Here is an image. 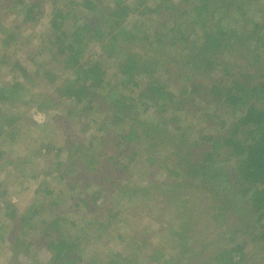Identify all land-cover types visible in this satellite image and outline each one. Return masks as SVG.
Wrapping results in <instances>:
<instances>
[{
  "label": "trees",
  "instance_id": "1",
  "mask_svg": "<svg viewBox=\"0 0 264 264\" xmlns=\"http://www.w3.org/2000/svg\"><path fill=\"white\" fill-rule=\"evenodd\" d=\"M49 2H53V7L48 14ZM250 7L254 8L253 16L247 15ZM232 10L237 12L233 23L239 24V30L233 26L226 29L225 25L231 24ZM12 15L17 21L14 28L7 24ZM46 15H50L47 31L38 44L39 48L31 47L30 39L22 36ZM148 23L154 27L156 34L155 48L147 43L151 38L142 34ZM14 45L26 50L25 58L30 60V65L25 59L16 58ZM95 47L99 49L98 52L93 51ZM166 47L175 50L179 47V55H185L183 58L166 57L162 61L159 57H165ZM0 53V168L13 163L11 153L5 148L22 137L30 138L23 135L21 129L24 123H30L27 117L30 108L48 111L69 103L71 108L68 115L71 116L75 111L78 121L89 117L91 111L100 108L107 110L109 115L98 126V130L105 134L102 145H105L108 135H112L117 146L130 148L143 141L162 147L158 156L149 157L148 160H152V165L155 162L152 158L157 160L166 181H171L169 187L172 191L168 190L163 195L159 190L158 196L160 194L163 199L156 206L160 210L159 216L163 217L170 215L174 207L178 209L173 212V225L167 227L173 231L172 228H176L178 223L180 228L174 231L172 243L175 240L184 242L187 236L190 237V229L195 226L193 223H197L192 207L197 206L203 213V219H211L226 227L224 231L238 226L236 231L240 230L246 235L244 227H256L249 241L257 248L250 250L249 254L263 257L264 73L258 74L262 68L264 70L263 2L0 0ZM225 53L232 54L235 63L227 61L226 57L217 59V56ZM251 57L253 63H249ZM108 60L116 62L118 71L110 73ZM236 63L244 70L234 71ZM185 66H189L186 73ZM247 66L254 68L255 75L248 71ZM158 68H164L163 78L157 75ZM2 70L14 75L11 81L7 80L4 73L2 75ZM217 70L223 73V79L210 80L212 83L206 84L204 77H210ZM189 75H192V80L194 77L200 80L196 79L190 86L185 85L183 79ZM142 76L148 79L137 97L122 92V87H138V82H141L138 79ZM35 86H44L46 89L41 101L35 100L37 97L34 94L41 92ZM196 98L206 105H215L214 113L209 114L200 108ZM21 102L24 104L23 109L17 105ZM138 104L145 110L152 109L157 122L150 124L141 118ZM199 111L205 112L210 128L216 132L202 134L191 140L187 134L192 128V123L187 122L188 117ZM221 112L231 117L218 120ZM91 122L95 121L92 119ZM84 126L80 128L79 134L84 133ZM72 145H69L70 151L85 150L90 153L87 156L97 157L95 152L93 154L91 150H86L89 147L83 149V142ZM54 146L44 143L41 148L38 147L39 152L50 151ZM61 151L58 149L59 153ZM90 166H94L93 161ZM98 184L91 200L94 204L105 195L103 183ZM153 186L155 188L151 182L147 187L133 185L132 189L135 193H143ZM199 189H202L203 197L201 203H195ZM45 191L53 195L52 191ZM121 191L126 193L120 189L116 192ZM6 195V191L0 192V215L3 213L10 219L14 228L31 223L33 215H19L17 207L4 198ZM178 196V200L174 201ZM114 200L113 210L105 214L110 220L101 219L106 221H101V230L107 231V222L122 219L117 208L118 201ZM81 202L89 207L87 201ZM98 215L102 217V211ZM61 221L67 223L59 217L49 223L43 222L46 225L43 230V239L46 240L44 246L51 253L49 264H135L134 254H146L151 236V233L140 231L128 240L124 234H119L118 238L131 248L129 255L119 252L100 262H86L80 254L81 240L66 239L62 234L65 229H62L64 225ZM3 227L0 216V251L9 247L8 237L12 231L11 228L10 233L5 235L6 229ZM243 247L240 244L231 248L218 247L211 253L209 260L212 264H249V254L244 252ZM203 255L206 254L200 252L191 264H204ZM146 256L147 264H169L171 260L157 249ZM261 264H264V258Z\"/></svg>",
  "mask_w": 264,
  "mask_h": 264
},
{
  "label": "rangeland",
  "instance_id": "2",
  "mask_svg": "<svg viewBox=\"0 0 264 264\" xmlns=\"http://www.w3.org/2000/svg\"><path fill=\"white\" fill-rule=\"evenodd\" d=\"M153 1L150 0V2ZM174 1L178 2L181 0ZM242 1L238 0V2ZM259 1L264 3V0ZM52 7L53 2H49L47 4L48 14L52 10ZM253 9V7L247 9L248 16H253ZM236 15L237 12L233 10L230 12L232 19L229 22L231 24H224L226 29H230L232 26L238 27L239 24L233 23V20L237 17ZM48 16L46 15L38 25L24 32L22 37L30 39L31 47L39 48L43 34L47 31L50 15ZM254 16L260 21L258 16L255 14ZM148 22L150 23L151 20L148 19ZM18 23H20V19ZM149 23L147 28L143 29L142 34L148 35L151 38L147 43L150 47L155 48L156 34L154 27L149 26ZM7 24L11 28L16 26L17 21L14 15L8 18ZM133 31L135 30L133 29ZM14 48L16 49V58L25 59L27 65H30V60L25 58L26 50L19 45H14ZM93 51L98 52L99 49L95 47ZM124 51L128 52L125 49ZM180 52L181 49L179 47L176 50L172 47L171 49L166 47L164 49L165 57L159 58L162 61L166 60V57L183 58L185 53H182L180 56ZM221 57H226L225 59L227 61L235 63V58H233L234 56L232 54L225 53L217 56V59H221ZM249 63H253V57H251ZM108 64L111 74L112 72L118 71L114 60H108ZM188 69L189 66H185L184 72L186 73ZM234 69V71L244 70L237 63L234 65ZM247 69L255 75L256 71H254V68L250 69L248 67ZM157 70V75L163 78L164 68H158ZM260 72L264 73L263 68L258 74ZM1 73L2 75L4 73L8 81H11L14 76L6 70H2ZM222 75L223 73L217 70L210 77L205 76L204 80L209 85L212 83L210 80H222ZM190 78H192V75L183 79L185 85L190 86L191 82L196 81V79L200 80L197 77H194L193 80ZM256 78L259 79V77ZM147 79V76L140 77L138 81L141 82H138V87H122V92L137 97L140 89L144 88ZM203 83L205 82L203 81ZM34 88L39 89L41 92H37L38 95L37 93L34 94V97H37V99L33 97L32 99L43 100V95L46 93L45 87L35 86ZM196 103L209 114H213L215 111V105L213 104L206 105L198 98H196ZM17 105L20 109L24 107L23 102ZM70 108L69 103H65V105L52 108L48 111L39 110L38 107L30 108L27 111V117L30 123H24L21 126L23 135H28L30 138L22 137L16 140L14 144L10 143V146L5 148L11 153L10 158L13 157V163L5 166L6 168H0V184L2 185L0 192H7L4 198L17 207L19 215H33V220L26 226L16 225L14 228L13 224L12 226L10 224V219L1 213V225H4L3 229H6L5 235L10 233L11 228L12 231L8 237L9 247L0 251V264H49L51 261V253L44 246L46 240L43 239V230L46 225L43 222L49 223L58 217L65 219L69 223L67 224L61 221L65 226L62 228L63 230L65 229L63 231L64 233H62L63 236L68 240L73 239L77 242L81 240L82 250L80 254L86 262L90 260L100 262L119 252L129 255L131 248L129 249V245L126 246V243L122 242L118 238V235L124 234V238L129 240L140 231L151 233V236L146 246V254H134L135 264H147L146 260L148 257L146 255L153 254L154 249L163 252L167 259H171L169 264H191L200 252L206 254L203 255L204 264H212L209 260L210 255L218 247L231 248L240 244L244 246L243 249L246 254H249L250 250L252 251L257 248V245H252L249 241V239L253 238L256 227L253 229L244 227L243 230L247 232L246 235L241 233L242 231L240 230L236 231L238 226L224 231L226 227H222L220 224L218 225L217 222L211 219H203V213L197 206L192 207L194 211L192 213L196 215L195 220L197 223H193L195 226L190 229V237L187 236L185 241L183 240L184 242L175 240L172 243L174 231H178L180 228L178 223L176 228L171 227L173 231L171 229L168 230L167 227L173 225V222H171L173 212L178 209L174 207L170 215L166 214L163 217L159 216L158 213L160 210L157 207L158 202L163 199L160 194L158 196L159 190H161L160 193L163 195H166L168 190L172 191L169 187L170 180L168 181L167 179L166 181L165 173L159 170L157 160L152 158L155 161L154 165L151 163L152 160H148L149 157L158 156V153L162 151V147L143 141L133 144L130 148L120 145L117 146L112 135H108L104 143L105 145H102V139L103 137L105 138V134L98 130V126L109 115L107 110L100 108L94 112L91 111L89 117L87 116L85 117L86 119L84 118L78 121L75 111L71 116L68 115ZM79 110L81 111L82 109ZM138 111L141 118L151 122L150 124L157 122L152 109L145 110L143 106H139L138 104ZM204 111H199L196 115L192 114L188 117V124L192 123L190 125L192 130L189 128L190 131H187L188 137L191 140L202 134L216 132V130L210 128ZM35 112L45 115L46 121L41 124L36 122L33 118V113ZM221 113L217 117L218 120L231 117L228 113ZM92 119L96 123L91 122ZM84 122L89 123L90 126L84 124ZM32 123L35 126L33 125L31 127L30 125ZM84 125H86L84 133L79 134L80 128ZM198 130L200 131L196 132ZM69 134H71L70 138H68ZM79 142H83V149L85 146L87 148L89 147L86 150H91L93 154L95 152L94 155H97V157L87 156L89 152L85 150H69L71 147L69 145H72V143L74 145ZM44 143L54 144L55 146L50 151L45 152V150H42L39 152L38 147L41 148ZM58 149H62V151L59 153ZM131 155H133L132 158ZM160 155L162 156V154ZM130 160L132 161L130 162ZM91 161L94 162V166H90ZM151 167L156 168L153 169ZM91 168H94V171H91ZM100 182L104 185H102V189L105 195L99 198L96 204H94L91 200ZM151 182L154 183L155 188L153 186L151 190H145L146 192L142 193L138 191V193H135L132 189L133 185L147 187ZM46 189L52 191L53 195L47 194ZM119 189L126 191V193L122 191L120 193L116 192ZM201 193L202 189L196 192L195 203H201L200 200L203 197ZM2 197L1 200L4 203L5 201L3 202L4 199ZM178 198L179 196L174 201L178 200ZM114 199L118 201L117 208L119 213L122 214V219L121 221L107 222V225H109L107 231L101 230V221H105L101 219L104 217L106 221L110 220V218H107L108 215L106 216L105 214L113 210ZM82 200L87 201L89 207L85 206L81 202ZM77 205L79 206L76 207ZM100 211L103 213L102 217L98 215ZM214 240L216 241L215 244L212 243ZM260 246L261 244L258 245V247ZM258 256L260 255L249 254V260L251 262L249 264H261L264 255L263 257L260 256V258Z\"/></svg>",
  "mask_w": 264,
  "mask_h": 264
},
{
  "label": "built area",
  "instance_id": "3",
  "mask_svg": "<svg viewBox=\"0 0 264 264\" xmlns=\"http://www.w3.org/2000/svg\"><path fill=\"white\" fill-rule=\"evenodd\" d=\"M33 118L39 124L44 123L46 121V116L45 115H42L41 113H38V112L33 113Z\"/></svg>",
  "mask_w": 264,
  "mask_h": 264
}]
</instances>
